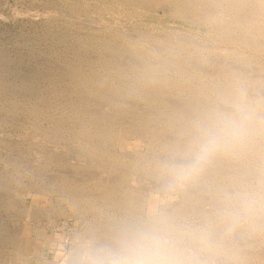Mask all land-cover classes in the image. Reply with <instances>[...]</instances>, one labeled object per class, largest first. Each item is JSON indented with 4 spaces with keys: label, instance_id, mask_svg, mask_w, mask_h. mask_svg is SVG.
<instances>
[{
    "label": "rangeland",
    "instance_id": "374dc122",
    "mask_svg": "<svg viewBox=\"0 0 264 264\" xmlns=\"http://www.w3.org/2000/svg\"><path fill=\"white\" fill-rule=\"evenodd\" d=\"M241 1L0 0V264H103L141 230L171 241L173 264H264V10ZM241 113L252 127L218 130Z\"/></svg>",
    "mask_w": 264,
    "mask_h": 264
},
{
    "label": "bare ground",
    "instance_id": "6f19581e",
    "mask_svg": "<svg viewBox=\"0 0 264 264\" xmlns=\"http://www.w3.org/2000/svg\"><path fill=\"white\" fill-rule=\"evenodd\" d=\"M215 1H216V0H215ZM229 1H230V0H229ZM239 1H241V0H239ZM244 1H245V0H244ZM244 1H243V2H244ZM210 2H211V0H210ZM217 2H218V1H217ZM232 2H233V1H232ZM237 2H238V1H237ZM241 2H242V1H241ZM248 2H249V1H248ZM248 2H247V3H248ZM83 3H84V2H83ZM120 3H122V2H120ZM120 3H119V4H120ZM213 3H214V2H213ZM244 3H246V2H244ZM252 3H255V4L259 5V6L262 7L263 10H264V0H253ZM237 4H238V3H237ZM239 4H240V3H239ZM242 4H243V3H242ZM242 4H241V5H242ZM247 5H248V4H247ZM247 5L244 4V6H247ZM249 5H250V3H249ZM253 5H254V4H253ZM253 5H252V6H253ZM198 6H199V5H198ZM231 8H232V7H231ZM249 8H250V7H249ZM204 9H205V8H204ZM256 9L258 10L257 7H256ZM190 10H191V9H190ZM190 10H188V11H190ZM192 10H193V9H192ZM192 10H191V11H192ZM198 10H199V9H198ZM198 10H197V11H198ZM226 10H227V9H226ZM236 10H238V9H236ZM239 10H240V9H239ZM254 10H255V8H254ZM194 11H195V10H194ZM199 11H200V10H199ZM219 11H220V10H219ZM230 11H231V10H230ZM243 11H245V10H244V7L242 8V13H240V14H244ZM259 11H262V10L259 9L258 12H259ZM195 12H196V11H195ZM195 12H194V13H195ZM201 12H202V11H201ZM203 12H204V11H203ZM207 12H208V11H207ZM207 12H206V10H205V13H207ZM225 12H226V11H225ZM234 12H235V11H234ZM234 12H233V15H236ZM252 12H253V11H252ZM252 12L249 13V11L247 10V13H248V14H252ZM255 12H256V11H255ZM208 13H209V12H208ZM208 13H207V14H208ZM214 13H215V12H214ZM216 13H217V12H216ZM260 13H261V12H260ZM217 14H218V13H217ZM217 14H216V15H217ZM226 14H227V13H226ZM238 14H239V13H238ZM175 15H176V14H175ZM187 15H188V14H187ZM205 15H206V14H205ZM219 15H220V14H219ZM223 15H224V14H223ZM227 15H228V14H227ZM227 15H226V16H227ZM230 15H232V14H230ZM233 15H232V16H233ZM253 15H254V14H253ZM179 16H180V15H179ZM193 16H194V14H193ZM199 16H200V15H199ZM199 16H198V17H199ZM203 16H204V14H203ZM242 16H243V18L246 17L245 15H242ZM262 16H263V15H262ZM262 16H259L260 19L258 20L259 24H257V26L261 25L260 20H261ZM173 17H175V16H173ZM182 17H183V16H182ZM196 17H197V16H196ZM206 17H207V16H206ZM219 17H220V16H219ZM219 17H218V19H219ZM221 17H222V16H221ZM223 17L225 18V16H223ZM227 17H229V16H227ZM236 17H239V18H240V16H236ZM251 17H252V20H253L254 18H257V17L250 16V18H251ZM263 17H264V16H263ZM46 18H47V16H46ZM208 18H209V17H208ZM212 18H213V17H212ZM215 18H216V17H215ZM229 18L232 19L231 17H229ZM239 18H238V19H239ZM246 18H247V17H246ZM246 18L244 19L245 21H246ZM197 19H198V18H197ZM197 19H196V20H197ZM216 19H217V18H216ZM227 19H228V18H227ZM227 19H226V20H227ZM230 19H228V20H230ZM233 19H235V17H234ZM248 19H249V16H248L247 20H248ZM262 19H263V18H262ZM191 20H192V19H191ZM207 20H208V19H206L205 21H207ZM224 20H225V19H224ZM236 20H237V19L233 20V22L236 21ZM240 20H241V18L239 19V21H240ZM252 20L249 21L250 24L253 22ZM255 20H256V19H255ZM205 21H204V22H205ZM208 21H209V20H208ZM219 21H220V19H219ZM239 21L237 20V22L240 24L241 22H239ZM245 21H244L243 23H241V26H242V24L245 23ZM263 21H264V20H263ZM184 22H185V21H184ZM209 22H210V21H209ZM220 22H221V21H220ZM226 22H227V21H226ZM228 22H229V21H228ZM230 22H231V20H230ZM237 22H235L236 25H237ZM247 22H248V21H247ZM247 22H246V25H248ZM193 23H195V22H193ZM201 23H203V22H201ZM214 23H215V22H214ZM214 23H213V24H214ZM253 23H254V22H253ZM255 23H256V22H255ZM211 24H212V23H211ZM217 24H218V23H217ZM227 24H228V23H227ZM229 24H231V23H229ZM232 24H233V23H232ZM207 25H209V24H207ZM220 25H221V24H220ZM252 25H253V24H251V26H252ZM254 25H255V24H254ZM196 26H197V25H196ZM234 26H235V25H234ZM244 26H245V25H244ZM251 26H250L249 28H251ZM257 26H256V27H257ZM262 26H263V25H262ZM229 27H230V26H229ZM232 27H233V26H232ZM235 27H236V26H235ZM238 27H239V26H238ZM242 27H243V26H242ZM245 27H246V26H245ZM130 28H131V27H130ZM211 28H212V27H211ZM218 28H219V27H218ZM254 28H255V26H254ZM257 28H258V27H257ZM259 28H260V26H259ZM242 29H243V28H242ZM252 29H253V28H252ZM263 29H264V28H263ZM221 30H223L222 27H221ZM225 30H226V29H225ZM231 30H233V29H231ZM237 30H239V29H237ZM240 30H241V29H240ZM250 30H251V29H250ZM260 30H261V29H260ZM242 31H244V30H242ZM256 31H257V32H260V31H258V30H256ZM213 32H214V30H213ZM246 32H248V31H245V33H246ZM250 32L253 33L254 31H253V32L250 31ZM261 32H263V30H261ZM241 33H242V32H241ZM245 33H244V34H245ZM255 33H256V32H255ZM211 34H212V33H211ZM220 34H221V33H220ZM224 34H226V33H224ZM227 34H228V33H227ZM238 34H239V33H238ZM238 34H237V35H238ZM256 34L259 35L258 33H256ZM239 35H240V34H239ZM245 35H246V34H245ZM247 35L249 36V33H248ZM257 35H256V36H257ZM213 36H214V35H213ZM235 36H236V35H235ZM235 36H234V37H235ZM240 36H244V35L241 34ZM248 36H246V37H248ZM260 36H261V35H259L258 38H259ZM129 37H130V36H129ZM223 37H224V36H223ZM236 37H237V36H236ZM238 37H239V36H238ZM238 37H237V38H238ZM226 38H227V36H226ZM243 38H244V37H243ZM250 38H251V37H250ZM254 38H255V37H254ZM254 38H253V39H254ZM258 38L256 37L257 40H258ZM212 39H213V38H212ZM215 39H216V38H215ZM217 39H218V38H217ZM230 39H231V38H230ZM239 39H240V37L238 38V40H239ZM253 39H252V40H253ZM256 39H255V40H256ZM178 40H179V39H178ZM227 40H229V39H227ZM227 40H226V41H227ZM236 40H237V39H236ZM243 40H244V39H243ZM246 40H247V39H246ZM246 40H245L244 42H246ZM255 40H254V41H250V42H253V44H254V42H256ZM259 40H260V38H259ZM217 41H218V40H217ZM224 41H225V40H224ZM234 41H235V40H233V42H234ZM239 41H241L240 43H242V40H239ZM248 41H249V40H248ZM183 42H184V41H183ZM194 42H195V41H194ZM220 42H221V41H220ZM220 42H219V43H220ZM230 42H231V40L228 41V43H230ZM237 42H238V41H237ZM250 42H249V43H250ZM261 42H262V41H261ZM261 42H259V44H260ZM226 43H227V42H225V44H226ZM235 43H236V41H235ZM247 43H248V42H247ZM249 43H248V44H249ZM130 44H131V42H130ZM135 44L138 45L137 43H135ZM180 44H181V43H180ZM230 44H231V43H230ZM242 44H243V43H242ZM250 44H251V43H250ZM253 44H251V45H253ZM257 44H258V41H257ZM259 44H258V45H259ZM244 45H245V43H244ZM251 45H250V46H251ZM255 45H256V44H254V46H253L254 48H255ZM258 45H257V46H258ZM133 46H135V45L133 44ZM191 46H193V45H191ZM236 46L238 47V45H236ZM246 46H249V45H246ZM136 47H137V46H136ZM204 47H205V46H204ZM232 47H233V46H232ZM134 48H135V47H134ZM213 48H214V47H213ZM234 48H235V47H234ZM239 48H240V47H239ZM131 49H133V47H132ZM217 49H218V48H217ZM232 49H233V48H232ZM262 49H263V47H262ZM136 50H137V49H136ZM199 50H200V49H199ZM199 50H198V51H199ZM229 50H231V48H230ZM260 50H261V49H260ZM260 50H259V52L264 53L263 51H260ZM186 51H187V50H186ZM226 51H227V50H226ZM255 51L258 52L257 50H255ZM157 52H158V51H157ZM199 52H200V51H199ZM229 52H230V51H229ZM235 52H236V51H235ZM240 52H242V51L240 50ZM240 52H239V54H240ZM231 53H232V51H231ZM251 53H252V52H251ZM253 53H254V52H253ZM237 54H238V53H237ZM226 55H227V54H226ZM243 55H244V54H243ZM255 55H256V54H255ZM262 55H263V54H262ZM234 56H236V54H235ZM237 56H238V55H237ZM237 56H236V57H237ZM241 56H242V55H241ZM244 56H246V55H244ZM244 56H242V58L245 59ZM249 56H250V55H249ZM238 57H240V55H239ZM238 57H237V58H238ZM255 57H256V56H255ZM212 58H213V57H212ZM216 58H217V57H216ZM234 58H235V57H234ZM240 58H241V57H240ZM240 58H239V60H240ZM259 58H260V57H259ZM76 59H77V58H76ZM249 59H250V58H248L247 60H249ZM251 59H252V58H251ZM257 60H258V59H257ZM263 60H264V59H263ZM242 61H243V60H242ZM252 61H253V60H252ZM258 61H259V60H258ZM227 62H228V61H227ZM262 62H264V61H262ZM220 63H221V62H220ZM238 63H239V62H238ZM255 63L258 64L257 61H256ZM222 64H223V62H222ZM226 64H227V63H226ZM226 64H225V65H226ZM250 64H251V63H250ZM256 64H255V65H256ZM260 64H261V61H260ZM231 65H232V64H231ZM262 66H264V63L262 64ZM152 67H154V66H152ZM214 67H215V65H214ZM241 67H242V66H241ZM131 68H132V66H131ZM164 68H165V67H164ZM226 68H227V67H226ZM251 68H253V67H251ZM255 68H256V67H255ZM132 69H133L132 71H134V68H132ZM149 69H150L149 71L152 70L151 68H149ZM154 69H155V67H154ZM154 69H153V70H154ZM243 69H244V68H243ZM243 69H242V70H243ZM137 70H138V68H137ZM159 70H160V69H159ZM159 70H158V71H159ZM202 70H203V69H202ZM231 70H232V69H231ZM231 70H230V71H231ZM233 70H234V69H233ZM237 70H238V69H236V70H234V71H237ZM244 70H245V69H244ZM251 70H252V69H251ZM254 70H255V69H254ZM122 71H123V70H122ZM138 71H139V70H138ZM140 71H141V70H140ZM142 71H143V70H142ZM178 71H179V70H178ZM227 71H228V70H227ZM238 71H239V70H238ZM247 71H248V70H247ZM147 72H148V71H147ZM147 72H146V73H147ZM214 72H215V71H214ZM217 72L219 73V71H217ZM245 72H246V71H245ZM117 73H118V72H117ZM122 73L124 74V72H122ZM126 73H127V72H126ZM128 73H129V72H128ZM131 73H132V72H131ZM150 73H151V72H150ZM159 73H161V72H159ZM185 73H186V72H185ZM189 73H190V72H189ZM212 73H213V72H212ZM235 73H236V72H235ZM238 73H239V75L241 76V74H240L241 72H238ZM261 73L263 74V72H261ZM138 74H139V75H142V73H141V74L138 73ZM176 74H177V73H176ZM176 74H175V75H176ZM179 74H181V73H179ZM183 74H184V72H183ZM190 74H192V73H190ZM193 74H194V73H193ZM221 74H222V73H221ZM232 74H233V73H232ZM116 75H117V74H116ZM136 75H137V73H136ZM136 75H135V76H136ZM143 75H145V74H143ZM143 75H142V78H143ZM146 75H147V74H146ZM146 75H145V76H146ZM149 75H150V74H149ZM152 75H153V73H152ZM155 75H156V74H155ZM161 75H162V74H161ZM161 75H160V76H161ZM186 75H187V73H186ZM197 75H198V74H197ZM201 75H202V73H201ZM206 75H207V74H206ZM217 75H218V74H217ZM254 75H255V74H254ZM118 76H119V75H118ZM163 76H164V75H163ZM173 76H174V75H173ZM179 76H180V75H179ZM181 76H182V75H181ZM199 76H200V75H199ZM203 76L205 77V75H203ZM208 76H209V75H208ZM231 76H232V75H231ZM260 76H262V75H260ZM138 77H139V76H138ZM138 77L136 76L137 79H138ZM140 77H141V76H140ZM153 77H154V76H153ZM164 77H165V76H164ZM166 77H167V76H166ZM168 77H171V76H168ZM168 77H167V79H168ZM193 77H194V76H193ZM235 77H236V76H235ZM237 77H238V76H237ZM122 78H123V77H122ZM128 78H129V77H128ZM149 78H150V76H149ZM151 78H152V76H151ZM155 78H156V76H155ZM159 78H160V77H159ZM159 78H158V80H159ZM178 78H179V77H178ZM178 78H176V79H178ZM194 78H195V77H194ZM200 78H201V76H200ZM200 78H198V79H200ZM216 78H217V77H216ZM232 78H234V76H233ZM238 78H239V77H238ZM240 78H242V77H240ZM243 78H244V77H243ZM247 78H248V77H247ZM126 79H127V78H126ZM152 79H153V78H152ZM162 79H163V78H162ZM162 79H161V80H162ZM165 79H166V78H165ZM167 79H166V80H167ZM172 79H173V82H174V80H175V76H174V78L172 77ZM181 79H183V78H181ZM187 79H188V77H187ZM204 79H207V78H204ZM218 79H219V78H218ZM235 79H237V78H235ZM139 80H140V79H139ZM141 80H142V79H141ZM147 80H148V79H147ZM161 80H160V81H161ZM166 80H165V82H166ZM169 80H170V79H169ZM169 80H168L167 82H169ZM179 80H180V78H179ZM189 80H190V79H189ZM189 80H188V81H189ZM237 80H240V79H237ZM162 81H163V80H162ZM176 81H177V80H176ZM181 81H182V80H181ZM207 81H208V80H207ZM215 81H216V80H215ZM246 81H247V80H246ZM141 82H142V81H141ZM158 82H159V81H158ZM173 82H171V85H172ZM182 82H184V81H182ZM200 82H201V80H200ZM231 82H232V80H231ZM233 82H235V81H233ZM237 82H239V81H237ZM247 82H249V81H247ZM251 82H252V81H251ZM251 82H249V83H251ZM169 83H170V82H169ZM175 83H177V82H175ZM175 83H174L173 85H175ZM205 83H206V82H205ZM208 83L210 84V81H209ZM212 83H216V82H212ZM239 83H240V82H239ZM239 83H237V84H239ZM243 83H244V82H243ZM160 84L162 85V83H160ZM163 84H164V83H163ZM231 84H232V83H231ZM245 84H246V83H245ZM157 85H158V84H157ZM168 85H170V84H168ZM168 85H167V87H168ZM176 85H177V84H176ZM176 85H175V86H176ZM201 85H202V83H201ZM212 85H213V84H211V86H212ZM226 85H227V84H226ZM255 85H256V84H255ZM175 86H174V87H175ZM177 86H178V85H177ZM208 86H209V85H208ZM238 86H239V85H238ZM238 86H237V87H238ZM241 86H242V84H241ZM164 87H165V85H164ZM170 87H171V86H170ZM170 87H168V88H170ZM179 87H180V86H179ZM212 87H213V86H212ZM212 87H211V90H212ZM214 87H215V85H214ZM228 87H229V86L227 85L226 89H224L225 87H224V88L222 87V89H221L219 86H218V87H215V88H216V89H217V88H218V89L220 88V89H221L220 92H223V90H224V91H225V90H228V92H229ZM172 88H173V87H172ZM175 88H176V87H175ZM175 88H174V89H175ZM239 88H240V87H239ZM244 88H245V87H244ZM251 88H252V87H251ZM213 89H214V88H213ZM216 89H215V90H216ZM220 89H219V90H220ZM230 89H231V88H230ZM232 89H233V88H232ZM232 89H231V91H232L231 93H233V90H232ZM234 89H235V88H234ZM252 89H253V88H252ZM254 89H255V88H254ZM170 90H171V88H170ZM178 90H179V89H178ZM182 90H183V89H182ZM219 90H218V91H219ZM243 90H244V89H243ZM257 90H258V89H257ZM173 91H174V90H173ZM176 91H177V90H176ZM180 91H181V90H180ZM185 91H186V90H185ZM203 91H204V90H203ZM209 91H210V90H209ZM216 91H217V90H216ZM240 91H241V89H240ZM187 92H188V91H187ZM212 92H213V91H212ZM220 92H219V93H220ZM228 92H226V93H228ZM236 92H238V90H237V91H234V93L237 95L238 93H236ZM241 92H242V91H241ZM202 93H203V92H202ZM214 93H215V92H214ZM226 93L224 92V93L221 94V95H224V94H226ZM231 93H230V94H231ZM239 93H240V92H239ZM256 93H257V92H256ZM235 94H234V95H235ZM249 94H250V93H249ZM251 94H253V93H251ZM231 95H232V94H231ZM234 95H232V97H233ZM239 95H240V94H239ZM243 95H245V94L242 93L241 96H243ZM247 95H248V94H247ZM256 95H257V94H256ZM212 96H213V95H212ZM214 96H215V95H214ZM219 96H220V95H219ZM224 96H227V95H224ZM237 96H238V95H237ZM234 97H235V96H234ZM243 97H244V96H243ZM249 97H250V95H249ZM249 97H248V98H249ZM214 98H215V97H214ZM218 98H219V97H218ZM228 98H229V97H228ZM238 98H239V102H241V101H240V100H241V99H240L241 97H238ZM238 98H237V99H238ZM244 98H245V97H244ZM250 98H251V97H250ZM252 98H253V97H252ZM256 98H257V97H256ZM149 99H150V98H149ZM220 99L223 100L224 98L221 97ZM220 99H219V100H220ZM230 99H231V96H230ZM235 99H236V97L234 98V100H235ZM204 100H205V99H204ZM215 100H216V99H215ZM225 100H226V99H225ZM225 100H224V101H225ZM228 100H229V99H228ZM244 100H245V99H244ZM246 100H248V99H246ZM251 100H252V99H251ZM205 101H206V100H205ZM212 101H214V100H212ZM256 101H257V100H256ZM262 101H263V100H262ZM210 102H211V101H210ZM219 102H220V101H219ZM229 102H230V101H229ZM245 102H246V101H245ZM198 103H199V102H198ZM217 103H218V101H217ZM225 103H226V101H225ZM230 103H232V102H230ZM259 103H261V102H259ZM259 103H258V104H259ZM209 104H211V103H209ZM232 104H233V103H232ZM234 104H236V103H234ZM238 104H242V103H238ZM248 104H249V103H248ZM207 105H208V104H207ZM219 105H220V104H219ZM244 105H245V104H244ZM200 106H201V105H200ZM209 106H210V105H209ZM215 106H216V104H215ZM228 106H229V105H228ZM241 106H242V105H241ZM197 107H198V106H197ZM218 107H219V106H218ZM232 107H234V106H232ZM248 107H252V105H251V106L248 105ZM257 107H258V106H257ZM206 108H207V107H206ZM216 108H217V106H216ZM216 108H215V109H216ZM219 108H220V107H219ZM262 108H264V107L262 106ZM201 109H202V108H201ZM210 109H211V108H210ZM220 109H221V108H220ZM238 109H239V107H238ZM202 110H203V109H202ZM202 110H201V111H202ZM212 110H213V109H212ZM217 110H218V108H217ZM217 110H216V111H217ZM232 110H233V109H232ZM244 110H245V109H244ZM244 110L242 109V111H243L242 113H244ZM263 110H264V109H263ZM263 110H262V111H263ZM207 111H208V109H207ZM218 111H219V110H218ZM239 111H241V107H240V110H239ZM245 111H248V110L246 109ZM202 112H203V111H202ZM205 112H206V111H205ZM220 112H221V111H220ZM234 112H236V111H234ZM248 112H249V111H248ZM248 112H247V113H248ZM252 112H254V111H252ZM257 112H258V111H257ZM200 113H201V112H200ZM203 113H204V112H203ZM203 113H202V114H203ZM215 113L217 114L218 112H215ZM221 113H222V112H221ZM239 113H240V112H239ZM250 113H251V112H250ZM254 113H256V112H254ZM254 113H253V114H254ZM263 113H264V111H263ZM135 114H136V113H135ZM211 114H212V113H211ZM218 114H219V113H218ZM222 114H223V113H222ZM258 114H259V113H258ZM260 114H261V113H260ZM179 115H181V114H179ZM189 115H190V114H189ZM196 115H197V113H196ZM196 115H195V116H196ZM227 115H228V114H227ZM234 115H236V114H234ZM243 115H244V114H243ZM247 115H248V114H247ZM261 115H262V114H261ZM183 116H185V115H183ZM204 116H205V115H204ZM209 116H210V112H209ZM213 116H214V115H212V117H213ZM217 116L220 117L219 115H217ZM245 116H246V115H245ZM245 116H244V117H245ZM249 116H250V115H249ZM251 116H252V114H251ZM258 116H259V115H258ZM175 117H176V116H175ZM186 117H187V116H186ZM215 117H216V116H215ZM221 117H222V116H221ZM225 117H226V116H225ZM228 117H229V115L227 116V118H228ZM256 117H257V116H256ZM180 118H181V117H180ZM182 118H183V117H182ZM182 118H181V119H182ZM188 118H189V117H188ZM200 118H201V117H200ZM245 118H248V120H250L248 116L245 117ZM254 118H255V116H254ZM185 119H186V118H185ZM201 119H202V118H201ZM213 119H216V118H213ZM219 119H220V118H219ZM219 119H218V121H219ZM223 119H224V121L226 120V118H224V116H223ZM251 119H252V118H251ZM257 119H258V118H257ZM210 120H211V118H210ZM246 120H247V119H246ZM248 120H247V121H248ZM253 120H254V119H253ZM203 121H204V120H203ZM213 121H214V120H213ZM218 121H217V123H218ZM227 121H228V120H227ZM189 122H190V121H189ZM209 122H210V121H208V123H209ZM211 122H212V121H211ZM219 122H221V121H219ZM260 122H261V121H260ZM262 122L264 123V121H262ZM215 123H216V122H215ZM222 123H223V122H222ZM222 123H219V124H222ZM252 123H253V125L256 124V123H254V121H253ZM252 123H251V125H252ZM246 124L249 125L248 122H246ZM246 124H245V125H246ZM257 124H258V123H257ZM259 124H260V123H259ZM215 125H216V124H215ZM245 125H243V126H244V128L247 129V127H245ZM206 127H207V126H206ZM249 127H252V126L249 125ZM249 127H248V128H249ZM253 127H254V126H253ZM263 127H264V126H263ZM242 128H243V127H242ZM244 128H243V129H244ZM259 128H260V126H255V129H253V130H256V129H257L256 132H259V131H258ZM206 129H207V128H206ZM243 129H242V130H243ZM260 129H261V128H260ZM263 129H264V128H263ZM103 130H104V129H103ZM151 130H152V129H151ZM151 130H150V131H151ZM218 130H220V129H218ZM242 130H239V131L237 130L236 133H237V132H240V131H242ZM261 130H262V129H261ZM243 131H244V130H243ZM251 131H252V130H251ZM251 131H250V132H251ZM106 132H107V131H106ZM151 132H152V131H151ZM228 132H229V131H228ZM228 132H227V133H228ZM232 132H233V131H231V133H232ZM156 133H157V132H156ZM231 133H229V135H231ZM242 133H243V132H242ZM245 133H247V132H245ZM259 133H262V134H263V132H259ZM259 133H258V134H259ZM145 134H146V133H145ZM148 134H149V133H148ZM208 134H209V133H208ZM248 134H249V133H248ZM110 135H111V134H110ZM132 135H133V134H132ZM226 135H228V134H226ZM233 135H235V134L233 133ZM233 135H232V136H233ZM249 135H250V134H249ZM98 136H99V135H98ZM185 136H186V135H185ZM222 136H223V135H222ZM237 136H238V135H237ZM237 136H235V139H237ZM240 136L242 137L241 133L239 134V137H240ZM101 137H102V136H101ZM248 137H249V136H248ZM261 137H264V136H261ZM91 138H92V137H91ZM127 138H128V137H127ZM174 138H175V137H174ZM184 138H185V137H184ZM189 138H190V137H189ZM191 138H192V137H191ZM200 139H201V138H200ZM204 139H205V138H204ZM229 139H230V138H229ZM231 139H232V141L235 140L234 138H231ZM241 139H242V138H241ZM241 139H240V140H241ZM245 139H246V138H245ZM247 139H249V138H247ZM251 139H252V138H251ZM212 140H213V139H212ZM237 140L240 141L239 139H237ZM237 140H236V141H237ZM252 140H253V139H252ZM257 140L259 141V139H257ZM162 141H163V140H162ZM186 141H189V140H186ZM194 141H196V140H194ZM205 141H206V140H205ZM232 141H231V142H232ZM255 141H256V140H255ZM263 141H264V140H263ZM169 142H170V141H169ZM173 142H174V141H173ZM173 142H172V144H173ZM181 142H182V140H181ZM184 142H185V141H184ZM190 142H191V141H190ZM190 142H188V143H190ZM201 142H202V140H201ZM231 142H230V143H231ZM233 142H234V141H233ZM233 142H232V143H233ZM242 142H243V141H242ZM250 142H251V141H249V143H250ZM164 143H165V142H164ZM188 143L186 142L185 145L187 146ZM210 143H211V142H210ZM235 143H236V142H235ZM237 143H238V142H237ZM253 143H256V142H253ZM124 144H126V143H124ZM182 144H183V142H182ZM182 144H181V145H182ZM196 144H197V143H196ZM200 144H201V143H200ZM203 144H204V143H203ZM244 144H245V142H244ZM250 144H252V143H250ZM261 144H262V146L264 145L263 142H262ZM181 145H178V146L181 147ZM189 145H190V144H189ZM204 145H205V144H204ZM204 145H203V146H204ZM211 145H212V144H211ZM171 146H172V145H171ZM174 146H175V145H174ZM174 146H173V148L176 147V146H175V147H174ZM178 146L176 147V150L178 149ZM186 146H185V147H186ZM192 146H193V145H192ZM203 146H202V147H203ZM209 146H210V145H209ZM237 146H238V145H237ZM241 146H242V144H241ZM255 146H256V145H255ZM260 146H261V145H260ZM183 147H184V146H183ZM188 147H189V146H187V149H188ZM193 147H194V146H193ZM251 147H252V145H251ZM256 147H257V146H256ZM256 147H255V148H256ZM263 147H264V146H263ZM263 147H262V148H263ZM173 148H171V149H173ZM181 148H182V147H181ZM205 148H206V147H205ZM234 148H235V147H234ZM258 148H259V146H258ZM183 149H184V148H183ZM191 149L194 150V148H192V147H191ZM216 149H217V148H216ZM252 150H253V149H252ZM179 151H180V149H179ZM183 151H184V150H183ZM183 151H181V152H183ZM259 151H260V150H259ZM195 152H196V151H195ZM219 152H220V151H219ZM99 153H100V152H99ZM145 154H146V153H145ZM146 155H148V154H146ZM245 155H246V154H245ZM129 156H130V155H129ZM137 156H138V155H137ZM173 156H174V155H173ZM170 157H171V156H170ZM174 157H175V156H174ZM261 157H262V156H261ZM167 159H168V158H167ZM185 159H186V158H185ZM169 160H170V159H169ZM190 160H191V159H190ZM172 161H173V160H172ZM187 161L189 162V160H187ZM252 161H253V160H252ZM255 161H256V160H255ZM177 162H178V160H177ZM185 162H186V161H185ZM178 163H179V162H178ZM181 163H182V162H181ZM182 164H184V163H182ZM186 164H187V163H186ZM190 164H192V163H190ZM236 164H237V163H236ZM178 165H179V164H178ZM261 165H262V164H261ZM256 166H257V165H256ZM227 168H228V167H227ZM253 168H254V167H253ZM261 168H262V166H261ZM127 169H128V168H127ZM241 169H242V168H241ZM241 169H240V170H241ZM256 169H257V168H256ZM129 171H130V170H129ZM215 171H216V170H215ZM167 172H168V171H167ZM229 172H230V171H229ZM229 172H228V173H229ZM233 173H234V172H233ZM193 174H194V173H193ZM234 175H235V174H234ZM250 175H251V174H250ZM83 177H84V176H83ZM249 177H250V176H249ZM262 177H263V176H262ZM80 178H81V177H80ZM80 178H79V179H80ZM95 178H96V177H95ZM256 178H257V177H256ZM93 179H94V178H93ZM77 180H78V179H77ZM91 180H92V179H91ZM95 180H96V179H95ZM75 181H76V180H75ZM76 182H77V181H76ZM79 182H80V181H79ZM79 182H77V183H79ZM83 182H84V180H83ZM198 182H199V181H198ZM257 182H258V181H257ZM62 183H63V182H62ZM64 183H65V182H64ZM69 183H70V182H69ZM81 183H82V180H81ZM174 183H175V182H174ZM238 183H239V182H238ZM65 184H66V183H65ZM71 184H72V183H71ZM106 184H107V183H106ZM57 185H59V184L57 183ZM69 185H70V184H69ZM74 185H75V184H74ZM74 185L72 184V186H74ZM102 185H103V184H102ZM185 185H186V183H185ZM214 185H215V184H214ZM59 186H62V185H59ZM66 186H67V185H66ZM70 186H71V185H70ZM72 186H71V187H72ZM82 186H83V185H82ZM78 187H81V186L78 185ZM249 187H250V186H249ZM249 187H248V188H249ZM263 187H264V186H263ZM49 188H50V187H49ZM67 188H69V186H68ZM73 188L75 189L76 187H73ZM82 188H83V187H82ZM100 188H101V187H100ZM102 188H104V187H102ZM106 188H108V187H106ZM112 188H113V187H112ZM139 188H140V187H139ZM56 189H58V188H56ZM77 189H79V188H77ZM144 189H145V188H144ZM146 189H147V188H146ZM183 189H184V188H183ZM30 190H31V189H30ZM47 190H48V189H47ZM63 190H64V189H63ZM63 190H62V191H63ZM65 190H66V189H65ZM71 190H72V189H71ZM75 190H76V189H75ZM179 190H180V189H179ZM193 190H194V189H193ZM226 190H227V189H226ZM228 190H229V189H228ZM43 191H44V190H43ZM66 191H67V190H66ZM66 191H65V192H66ZM77 191H78V190H77ZM81 191H83V190H82V189L79 190V192H81ZM116 191H118V190H116ZM171 191H172V190H171ZM182 191H183V190H182ZM189 191H190V190H189ZM229 191H230V190H229ZM231 191H232V190H231ZM67 192H68V191H67ZM88 192H89V191H88ZM97 192H98V191H97ZM125 192H126V191H125ZM195 192H196V191H195ZM22 193H23V192H22ZM24 193H25V192H24ZM33 193H34V192H33ZM36 193H38V192L36 191ZM49 193H50V192H49ZM69 193H71V192L69 191ZM81 193H82V192H81ZM102 193H103V192H102ZM107 193H108V192H107ZM109 193H110V192H109ZM130 193H131V192H130ZM183 193H184V192H183ZM61 194H62V193H61ZM82 194H83V195H87V193H85V194L82 193ZM93 194H94V193H93ZM93 194H92V195H93ZM103 194H104V193H103ZM111 194H112V193H111ZM167 194H168V193H167ZM22 195H23V194H22ZM28 195H29V194H28ZM68 195H69V194H68ZM72 195H73V193H72ZM72 195H70V196H72ZM77 195H78V193H76V196H77ZM79 195H80V194H79ZM79 195H78V196H79ZM88 195H89V194H88ZM92 195H91V196H92ZM105 195H106V192H105L104 196H105ZM73 196H75V193H74ZM93 196H94V195H93ZM95 196H96V195H95ZM104 196H103V195L101 196V197H102V200H104V199H103ZM113 196H114V195H113ZM80 197H81V196H80ZM86 197H87V196H86ZM105 197H107V196H105ZM14 198H16V197H14ZM110 198H111V197H110ZM141 198H142V197H141ZM148 198H149V197H148ZM152 198H153V196H152ZM239 198H240V197H239ZM69 199H72V198L69 197ZM95 199H97V198H95ZM108 199H109V197H108ZM108 199H107V200H108ZM116 199L118 200L119 198H116ZM123 199H124V198H123ZM126 199H128V198L126 197ZM74 200H76V199H74ZM77 200H78V199H77ZM100 200H101V198H100ZM107 200H106V201H107ZM155 200H156V199L153 198V199H151L150 202H148V203H150V206L152 207V209H153V205H154ZM260 200H261V199H260ZM78 201H79V200H78ZM80 201H81V200H80ZM80 201H79V202H80ZM82 201L86 202L87 200L85 201V200L83 199ZM94 201H95V200H94ZM94 201H92V202H94ZM104 201H105V200H104ZM112 201H113V200H112ZM126 201H127V200H126ZM128 201H129V199H128ZM144 201H145V200H144ZM74 202H75V201H74ZM88 202H89V200H88ZM114 202H115V201H114ZM116 202H117V201H116ZM119 202H120V201H119ZM119 202H118V206H119ZM236 202H238V201H236ZM71 203H73V201H71ZM75 203H78V202H75ZM96 203H97V202H96ZM110 203H111V202H110ZM112 203H113V202H112ZM123 203H124V205H125L126 202H123ZM127 203H129V204H127L128 206L126 205V206H127L126 208H128V207L130 206V202H127ZM170 203L172 204V202H170ZM170 203H169V204H170ZM62 204H63V208H64L65 204H64V203H62ZM69 204H70V203H69ZM83 204H85V203H83ZM87 204H89V203H87ZM87 204H86V205H87ZM100 204H101V203H100ZM106 204H107V203H106ZM121 204H122V203H121ZM132 204H133V203H132ZM77 205H78V204H77ZM90 205H92V203H90V204L87 205V206H90ZM93 205H94V204H93ZM93 205L90 206V208H91V207H94ZM98 205H99V204H98ZM147 205H148V204H147ZM263 205H264V204H263ZM87 206H86V207H87ZM96 206H97V204H96ZM110 206H111V205H110ZM112 206H113V205H112ZM115 206H116V205H115ZM118 206H117V207H118ZM134 206H135V205H134ZM134 206H132V207H133L132 209H134L135 207L137 208L138 203H137V205H136L135 207H134ZM150 206L148 205L147 208L150 209ZM170 206H171V205H170ZM185 206H186V205H185ZM37 207H38V206H37ZM86 207H84V208H86ZM98 207H99V206H98ZM117 207H114V210H115V208H117ZM28 208H29V207H28ZM79 208H80V207H79ZM81 208H82V207H81ZM87 208H89V207H87ZM99 208H100V207H99ZM104 208H105V207H104ZM109 208H110V207H109ZM124 208H125V207H124ZM138 208H139V207H138ZM179 208H180V207H179ZM236 208H237V207H236ZM30 209H31V208H30ZM41 209H43V208H41ZM58 209H59V208H58ZM60 209H61V206H60ZM93 209H94V208H93ZM168 209H170V208H168ZM23 210H24V209H23ZM36 210H37V209H36ZM71 210L73 211V209H71ZM84 210H85V209H84ZM90 210H91V209H90ZM90 210H89V212H90ZM94 210H95V209H94ZM96 210H99V209H96ZM120 210H121V208H120ZM160 210L163 211L162 209H160ZM166 210H167V208H166ZM74 211H76V207H75V210H74ZM77 211H78V210H77ZM79 211H80V210H79ZM81 211H82V210H81ZM111 211H112V210H111ZM116 211H117V210H116ZM116 211H115V212H116ZM125 211L130 212L129 210H125ZM133 211H134V210H133ZM177 211H178V210H177ZM89 212H88V213H89ZM122 212H123V211H122ZM134 212H135V211H134ZM154 212H155V211H154ZM224 212H225V211H224ZM58 213H60V212L58 211ZM79 213H80V212H78L77 214L79 215ZM94 213H95V211H94ZM101 213H102V212H101ZM103 213H105V212H103ZM107 213H109V212L107 211ZM112 213H113V211H112ZM216 213H217V212H216ZM71 214H72V213H71ZM89 214H90V213H89ZM89 214H88V215H89ZM97 214H98V213H97ZM113 214H114V213H113ZM124 214H125V213H124ZM126 214H128V213H126ZM126 214H125V215H126ZM130 214H131V213H130ZM130 214H129V215H130ZM150 214H151V213H150ZM160 214H161V212H160ZM171 214H172V213H171ZM218 214H219V212H218ZM83 215H84V214H83ZM106 215H107V214H106ZM119 215H120V214H119ZM135 215H136V213H135ZM148 215H149V214H148ZM151 215H153V214H151ZM154 215H155V214H154ZM164 215H165V214H164ZM220 215H221V214H220ZM223 215H224V214H223ZM230 215H231V214H230ZM56 216H57V214H56ZM74 216H75V215H74ZM80 216L82 217V215H80ZM123 216H124V215H123ZM139 216H140V215H139ZM176 216H177V215H176ZM217 216H218V215H217ZM224 216H225V215H224ZM227 216H229V215H227ZM227 216H226V218H228ZM62 217H63V215H62ZM86 217H87V215H86ZM124 217H125V216H124ZM132 217H133V215H132ZM159 217H160V216H159ZM165 217H166V216H165ZM173 217H174V216H173ZM231 217H232V216H231ZM243 217H244V216H243ZM64 218H65V217H64ZM73 218H74V217H73ZM75 218H77V217H75ZM79 218H80V217H79ZM79 218H78V219H79ZM135 218H136V217H135ZM153 218H154V216H153ZM153 218H152V221H153ZM171 218H172V217H171ZM222 218H223V217H222ZM236 218H237V217H236ZM126 219H127V218H126ZM128 219H129V218H128ZM138 219H139V218H138ZM138 219H137V220H138ZM158 219H160V218H158ZM166 219H169V218L167 217ZM133 220H134V219H133ZM156 220H157V219H156ZM225 220H226V219H225ZM229 220H230V219H229ZM231 220H232V219H231ZM244 220H245V219H244ZM106 221H107V220H106ZM211 221H212V220H211ZM26 222H27V221H26ZM65 222H66V221H65ZM87 222H88V221H87ZM90 222H91V221H90ZM96 222H97V221H96ZM221 222H222V221H221ZM227 222H228V221H227ZM76 223H77V222H76ZM88 223H89V222H88ZM92 223H93V222H92ZM151 223H152V222H151ZM224 223H225V222H224ZM228 223H229V222H228ZM253 223H254V222H253ZM73 224H74V223H73ZM89 224H90V223H89ZM89 224H88V225H89ZM104 224H105V222H104ZM113 224H114V223H113ZM116 224H117V223H116ZM220 224H221V223H220ZM231 224H232V223H231ZM231 224H230V225H231ZM88 225H87V226H88ZM100 225H101V223H100ZM100 225L98 226L99 228L103 226V225H102V226H100ZM118 225H119V224H118ZM123 225L125 226V224H123ZM212 225H213V224H212ZM215 225H217V224L215 223ZM104 226H105V225H104ZM112 226H113V225H112ZM120 226H121V225H120ZM131 226H132V225H131ZM170 226H171V225H170ZM225 226H228V225L226 224ZM20 227H21V226H20ZM91 227H95V226H91ZM96 227H97V226H96ZM110 227H111V226H110ZM222 227H223V226H222ZM35 228H36V227H35ZM103 228H104V227H103ZM108 228H109V227H108ZM116 228H117V227H116ZM116 228L114 227V230L112 231L113 235L110 234L111 236H115L114 231H115ZM118 228H119V227H118ZM128 228H129V227H128ZM131 228H132V227H131ZM141 228H142V227H141ZM144 228H145V227H144ZM92 229H96V228H92ZM105 229H106V228H105ZM105 229H103V230H105ZM121 229H122V228H121ZM133 229H134V228H133ZM149 229H150V228H149ZM73 230H74V229H73ZM83 230L86 231L87 229H85V227H84ZM83 230H81V232H83ZM97 230H98V229H97ZM97 230H96V231H97ZM99 230H102V229H99ZM103 230H102L101 233H102L103 235L106 236V234H105L106 232L104 231L105 233H103ZM111 230H112V227H111V229H109V232H110ZM118 230H119V229H118ZM130 230H131V229H130ZM137 230H138V229H137ZM261 230H262V229H261ZM36 231H37V229H36ZM36 231H35V232H36ZM92 231H93V230H92ZM106 231H107V229H106ZM116 231H117V230H116ZM119 231L121 232V230H119ZM133 231H134V230H133ZM139 231H140V230H139ZM141 231H142V230H141ZM81 232H80V233H81ZM88 232H91V230H89ZM134 232L136 233V231H134ZM134 232H133V233H134ZM137 232H138V231H137ZM2 233H3V232H2ZM37 233H38V232H37ZM77 233H78V232H77ZM80 233H78V234H80ZM85 233H86V232H84V234H85ZM93 233H94V231L92 232V235H93ZM99 233H100V232H99ZM101 233H100V234H101ZM110 233H111V232H110ZM127 233H128V231H127ZM127 233H122V232H121V235H119V233H118V235L120 236V238H121L122 241H123L122 244H121L122 246H123L124 244H127V242L129 241V239L131 238L130 235H127ZM133 233H132V235H135V233H134V234H133ZM82 234H83V233H82ZM86 234H87V233H86ZM94 234H95V233H94ZM108 234H109V233H108ZM80 235H81V234H80ZM87 235H88L89 238H90L91 235H89V234H87ZM96 235H97V234H96ZM110 235H109V236H110ZM116 235H117V234H116ZM118 235H117V236H118ZM71 237H72V236H71ZM74 237H75V236H73V238H74ZM85 237H86V236H85ZM101 237H103V236H101ZM106 237H107V236H106ZM115 237H116V236H115ZM107 238H108V237H107ZM112 238H113V237H112ZM11 239H12V238H11ZM11 239H10V240H11ZM96 239H97V238H96ZM99 239H100V238H99ZM103 239H104V238H103ZM121 239H120V240H121ZM70 240H72V239H70ZM111 240H112V239H111ZM12 241H14V240H12ZM21 241H22V240H21ZM23 241H24V240H23ZM25 241H26V240H25ZM80 241H82V240L80 239ZM100 241H101V240H100ZM104 241H105V240H104ZM106 241H107V240H106ZM106 241H105V242H106ZM118 241H119V240H118ZM202 241H203V240H202ZM72 242H73V240H72ZM94 242H95V241H93L92 243L94 244ZM109 242H110V241H109ZM115 242H117V239H116ZM219 242H220V241H219ZM21 243H22V242H18V244L22 245ZM84 243H85V241H84ZM89 243H90V242H89ZM96 243H97V242H96ZM99 243H100V242H99ZM110 243H111V242H110ZM113 243H114V241H113ZM118 243H119V242H118ZM123 243H124V244H123ZM14 244L17 245L16 241L14 242ZM26 244H27V243H26ZM42 244H43V243H42ZM101 244H102V242L99 244L100 247H101ZM103 244H105V243H103ZM107 244H108V242H107ZM107 244H106L105 246H108ZM119 244H120V243H119ZM81 245H82V244H81ZM83 245H84V244H83ZM85 245H86V244H85ZM95 245H97V244H95ZM121 245H120V248H121ZM28 246H29V245H28ZM77 246H78V245H77ZM91 246H92V245H91ZM102 246H104V245H102ZM110 246H111V245H110ZM110 246H109V247H110ZM113 246H114V245H113ZM113 246H112V247H113ZM118 246H119V245H118ZM24 247L26 248V245H25ZM74 247H76V246H74ZM98 247H99V246H98ZM100 247H99V248H100ZM123 247H125V246H123ZM80 248H81V247H80ZM88 248H89V247H88ZM99 248H98V249H99ZM113 248H114V251H115V248H116V247H113ZM21 249H23V247H22ZM26 249H27V248H26ZM26 249H25V250H26ZM64 249H65V248H64ZM73 249H74V248H72V250H73ZM81 249H83V248H81ZM94 249H97L96 246L94 247ZM118 249H119V247H118ZM74 250H75V252H79V253H80V251H76V249H74ZM83 250H84V249H83ZM99 250H100V249H99ZM227 250H229V249H227ZM230 250H231V249H230ZM230 250H229V251H230ZM233 250H234V249H233ZM236 250H237V249H236ZM85 251H86V252H87V251L90 252V249H89V250H85ZM110 251H111V249L109 248V252H110ZM116 251L118 252V250H116ZM116 251H115V252H116ZM234 251H235V250H234ZM234 251H233V252H234ZM25 252H26V251H25ZM73 252H74V251H73ZM94 252H95V251H94ZM102 252H103V251H102ZM107 252H108V247H107ZM235 252H237V251H235ZM239 252H240V251H239ZM241 252H242V251H241ZM21 253H22V252H21ZM47 253H48V252H47ZM84 253H85V252H84ZM84 253H83L82 255H84ZM97 253H98V251H97ZM100 253H101V250H100ZM100 253H98V254H100ZM25 254H26V253H25ZM73 254H74V253H73ZM80 254H81V253H80ZM86 254H87V253H86ZM92 254L95 255V253H92ZM102 254H103V253H102ZM102 254H100V255H102ZM232 254H233V253H232ZM235 254H236V253H235ZM23 255H24V254H23ZM38 255H39V254H38ZM15 256H16V255H15ZM40 256H41V255H40ZM40 256H39V257H40ZM45 256H46V255H45ZM89 256H93V255H89ZM95 256H96V255H95ZM97 256H99V255H97ZM104 256H105V255H104ZM17 257H18V255H17ZM17 257H16V259H17ZM39 257H38V258H39ZM42 257H43V256H42ZM79 257H81V256H79ZM86 257H88V256H86ZM14 258H15V257H14ZM99 258H101V257H99ZM84 259H85V258H84ZM84 259H83V260H84ZM86 259H87V258H86ZM92 259H93V258H92ZM1 260H3V259H1ZM18 260H19L20 262H22L21 264H31V260H30V258L28 257V255H27V256H20ZM18 260H16V261H18ZM42 260H43V259H42ZM44 260H45V259H44ZM81 260H82V259H81ZM88 260H89V257H88ZM90 260H91V259H90ZM90 260H89V262H90ZM12 261H13V260H12ZM12 261L10 260L9 262H11V263H9V264H12V263L16 264V263H15V259H14V262H12ZM50 261H51V260H50ZM64 261H65V260H64ZM77 261H78V260H77ZM6 262H7V261H6ZM34 262H35V261H34ZM37 262H40V261H37ZM41 262H43V261H41ZM41 262H40V263H41ZM48 262H49V261H48ZM81 262H82V261H81ZM93 262H94V261H93ZM260 262H261V261H260ZM68 263H69V262H68ZM99 263H101V262H99ZM99 263H98V264H99ZM181 263H182V262H181ZM184 263H185V262H184ZM261 263H262V262H261ZM17 264H19V263L17 262ZM34 264H35V263H34ZM43 264H44V262H43ZM49 264H50V263H49ZM77 264H79V262H77ZM85 264H86V263H85ZM89 264H91V263H89ZM95 264H96V263H95ZM101 264H102V263H101ZM103 264H104V263H103Z\"/></svg>",
    "mask_w": 264,
    "mask_h": 264
},
{
    "label": "clouds",
    "instance_id": "9594fccd",
    "mask_svg": "<svg viewBox=\"0 0 264 264\" xmlns=\"http://www.w3.org/2000/svg\"><path fill=\"white\" fill-rule=\"evenodd\" d=\"M241 113L229 119L220 131L239 130L243 126ZM104 264H173L171 259V241L161 233L144 230L132 236L119 252H109Z\"/></svg>",
    "mask_w": 264,
    "mask_h": 264
}]
</instances>
